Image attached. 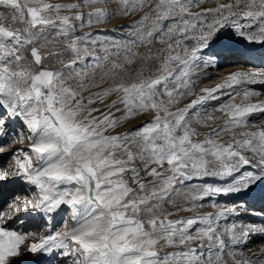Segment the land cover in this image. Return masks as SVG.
<instances>
[{"label":"snow or ice","instance_id":"obj_1","mask_svg":"<svg viewBox=\"0 0 264 264\" xmlns=\"http://www.w3.org/2000/svg\"><path fill=\"white\" fill-rule=\"evenodd\" d=\"M255 60L264 0H0V264H264Z\"/></svg>","mask_w":264,"mask_h":264},{"label":"rangeland","instance_id":"obj_2","mask_svg":"<svg viewBox=\"0 0 264 264\" xmlns=\"http://www.w3.org/2000/svg\"><path fill=\"white\" fill-rule=\"evenodd\" d=\"M115 25H109L108 27L109 28H113ZM256 47H259V45H256ZM231 62L232 61H225L224 63H222L217 69H210L209 71H210V77H211V83H208L206 86H214L215 85V83H220L221 82V77H223L224 76V74L227 72V71H230V70H232V68H233V70H238V69H244V70H247L248 68L247 67H249V65L246 67V66H244V67H242V68H235V66H237V65H235V66H233L232 64H231ZM243 65H245V64H243ZM231 67V68H230ZM232 70V71H233ZM260 86V87H259ZM250 87H253V88H255L256 90H261V91H263V88H264V86H262V85H259V84H257V85H252V86H250ZM261 98H264V97H261ZM225 99H227V97H225ZM212 103H216L215 101L214 102H212ZM223 121H221V123H222ZM219 200H221L222 202H227V203H229V204H231L232 203V199L230 198V197H219L218 198ZM244 207H247L248 209H249V213H247V214H242V219H244L245 221H248L249 222V218H251L250 219V222L251 221H253L252 220V218H253V215L251 214V212L252 211H255V212H258V211H256L255 209L253 210V207H251V206H249V204H248V202H247V204H245L244 205ZM260 216V215H259ZM257 218V217H256ZM256 218H254L255 220H256ZM233 219H236L235 217L233 218ZM252 223H254V222H252ZM256 224H260V223H262V222H255Z\"/></svg>","mask_w":264,"mask_h":264},{"label":"bare ground","instance_id":"obj_3","mask_svg":"<svg viewBox=\"0 0 264 264\" xmlns=\"http://www.w3.org/2000/svg\"><path fill=\"white\" fill-rule=\"evenodd\" d=\"M231 64L233 65V64H235V65H237V66H235V68H242V67H244V66H248L249 65V67L250 66H255V67H264V64H262L261 63V61H259V60H255V61H250L249 62V64H245V65H243L244 63H242V62H239V61H232L231 62ZM246 66V67H247ZM231 68V67H230ZM248 68V67H247ZM232 70H233V68H232ZM232 70H230V71H227L224 75H227L229 72H232ZM238 70H242V69H238ZM244 70V69H243ZM233 71H236V70H233ZM260 87V86H259ZM261 91V90H260ZM263 91H264V88H263ZM209 182H211V181H209ZM248 204H249V206H251V207H253V210L255 209L256 211H260L261 209H264V201H261L259 198H257V199H252V200H249L248 201ZM257 212V213H258ZM257 217V218H256ZM254 218H256V220L254 219ZM250 219L251 218H249V222H250ZM252 220L253 221H251V222H262V223H264V216H259V215H253V218H252Z\"/></svg>","mask_w":264,"mask_h":264}]
</instances>
